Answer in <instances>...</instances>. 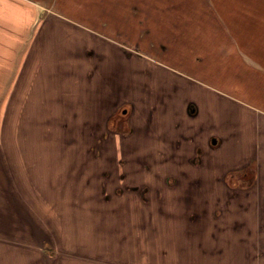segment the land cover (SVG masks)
<instances>
[{
  "label": "rangeland",
  "instance_id": "obj_1",
  "mask_svg": "<svg viewBox=\"0 0 264 264\" xmlns=\"http://www.w3.org/2000/svg\"><path fill=\"white\" fill-rule=\"evenodd\" d=\"M210 1L150 0L151 8L124 9L127 17L118 18L123 39L86 40L91 47L86 54L101 51L102 64L93 58L85 70L72 68V85L75 75L89 81L87 89L78 91L88 92L84 103L80 93L73 94L80 88L71 84L51 90L43 86L51 92L46 95L30 86V63L37 67L40 54L54 50L49 46L57 41L45 40L42 49L39 44L32 59L17 70L9 71L6 64V73H0V264H264L261 162L242 166H254V180L243 168L211 167V160L196 168L200 160L188 161L179 146L182 140H177L175 153L161 152L158 146L153 151L130 126L133 120L142 121L141 79L150 78L146 71L138 74L143 69L140 58L158 60L161 66L154 60L152 67L158 65L156 72L166 78L190 83L197 75L221 84L214 74L202 73L210 55L197 61L201 49L192 45L202 43L207 29L216 28L210 26ZM217 1L221 7L215 10L222 16ZM163 3L161 10L154 8ZM142 15L145 21L138 17ZM117 47L128 53L121 54ZM124 60L130 63L125 68ZM76 61L73 55L70 64L77 69ZM39 62L43 66L46 61ZM164 77L159 75L150 85L161 89ZM68 89L77 100L62 110L61 102L54 101L64 100ZM184 93L181 98H188ZM107 101L113 105H105ZM114 107V113L107 109ZM184 116L177 127L186 132L190 113ZM167 140L166 145L173 143ZM240 149L246 157L257 152L250 137ZM212 157L218 160L217 154Z\"/></svg>",
  "mask_w": 264,
  "mask_h": 264
},
{
  "label": "crops",
  "instance_id": "obj_2",
  "mask_svg": "<svg viewBox=\"0 0 264 264\" xmlns=\"http://www.w3.org/2000/svg\"><path fill=\"white\" fill-rule=\"evenodd\" d=\"M210 2L212 5L210 9L213 11L210 26L214 25L216 28L214 31L207 29V34L199 39L202 43L199 41L198 44L194 42L195 44L192 45L200 46L201 49L199 52L202 54L197 55L201 58L197 61L203 60L204 55H210L207 59L206 71L202 73H207L210 77L214 74L221 84H212L197 75H192L191 84L180 78L174 80L170 75L166 78L160 72H156L158 65L161 66L158 60L140 58L137 62L142 64L143 69H139L138 74L141 70L150 74V78L146 76L141 79L144 115L141 122L133 120L132 125H129L136 130L134 135H140L142 143L151 146L153 151L158 146L161 152L166 149L167 152L175 153L177 140H182L184 144L179 146L183 148V152L188 153L185 155L188 161L200 160L196 168L206 167L208 160H211L215 162L210 164L211 167H225L231 171L243 168L244 164L255 160L261 162L260 165L258 164L260 168L258 174L262 175L261 173H264L262 170L264 169V0H219L224 9L222 16L215 10L221 7L218 1ZM165 5L163 3L154 8L161 10ZM145 6L152 7L150 0H0V73L7 70L4 68L6 64L11 71L13 68L17 70V66L28 62V59L31 60L36 47L40 44L42 49L45 40L57 41L49 46V48L55 47L54 50L47 49V54H40L42 59L37 60V67L36 63H30L32 72L30 86L34 89H42L44 95L51 92H47V89L43 91V86L49 90L54 87L68 88L71 84L72 68L74 72L79 68L85 70V65L93 58L97 63L102 64V58H99L102 56L101 51L98 50L99 53L95 56L86 54L91 48L86 40L123 39V35L119 36L118 18L120 15L127 17L124 10L126 8H130L131 11L134 8L138 11ZM230 10L237 14L232 17ZM134 14L138 15L137 12ZM138 17L145 21L143 15ZM148 18L151 19V16ZM57 27L62 28L63 33L55 35ZM126 38L130 39L129 36ZM206 43L207 46L204 47ZM117 49L121 54L128 53L119 47ZM140 53L145 57L149 56L147 52ZM73 55L77 57L78 62H76L79 63L77 69L70 64ZM87 56H89L88 61ZM43 59L46 61L45 64L39 66L41 65L39 61L42 62ZM209 59L214 62L211 63ZM154 60L158 64L157 67H152ZM122 64L125 68L124 65L130 63L124 60ZM192 67L195 73L200 72L194 65ZM9 75L12 80L14 75L12 73ZM159 75L166 78V81L161 89L155 90L156 84L150 85V83ZM73 81H75L74 85L71 86L80 88L74 90L73 94L80 93V103L86 102L87 97H90L87 96L88 92L78 91L87 89L89 86L86 82L89 81H83L76 75ZM76 81L83 82V85L79 83L77 86ZM184 92L189 95L188 98H181ZM67 94H63L64 100L54 101L55 104L61 102L62 110L70 108V104L76 103L77 100L76 96L75 98L71 96V91ZM96 94L101 97L102 91ZM184 95L187 96L185 93ZM107 103L105 104L107 106L113 105L110 101ZM185 106L190 107L182 110L181 107ZM107 109L114 113L115 107ZM184 112L190 113L186 132L181 131L180 126L177 127V123L187 119ZM172 116L176 121L170 120ZM155 127H159V130H153ZM140 128L142 134L139 133ZM114 133L118 134V132ZM249 137L254 152H257L256 155L246 157L241 153L240 147ZM167 138L172 139L170 141L173 143L166 145ZM214 138L217 139L216 143H213ZM221 150H223L222 157ZM215 154L219 161L230 163L218 165L219 161L212 157ZM163 166L165 165L160 164L159 168Z\"/></svg>",
  "mask_w": 264,
  "mask_h": 264
},
{
  "label": "trees",
  "instance_id": "obj_3",
  "mask_svg": "<svg viewBox=\"0 0 264 264\" xmlns=\"http://www.w3.org/2000/svg\"><path fill=\"white\" fill-rule=\"evenodd\" d=\"M253 167V168H252ZM252 167H249V166H246L245 168H243L242 169V172H244V175L246 176V175H248V173H250L251 175H253L252 177H251V180L253 179L254 180V178L256 177V172L254 171L255 170V168H254V166H252ZM243 175V176H244ZM230 176H234L233 174H231ZM251 180H250V182H251Z\"/></svg>",
  "mask_w": 264,
  "mask_h": 264
},
{
  "label": "water",
  "instance_id": "obj_4",
  "mask_svg": "<svg viewBox=\"0 0 264 264\" xmlns=\"http://www.w3.org/2000/svg\"><path fill=\"white\" fill-rule=\"evenodd\" d=\"M216 141H217L216 138H214V139H213V143H216Z\"/></svg>",
  "mask_w": 264,
  "mask_h": 264
},
{
  "label": "flooded vegetation",
  "instance_id": "obj_5",
  "mask_svg": "<svg viewBox=\"0 0 264 264\" xmlns=\"http://www.w3.org/2000/svg\"><path fill=\"white\" fill-rule=\"evenodd\" d=\"M125 112H126V109L123 110V113H125Z\"/></svg>",
  "mask_w": 264,
  "mask_h": 264
}]
</instances>
